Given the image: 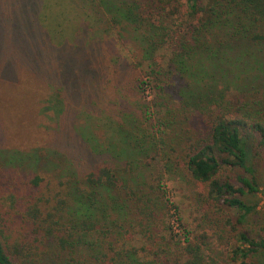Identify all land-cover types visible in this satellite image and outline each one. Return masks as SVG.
<instances>
[{
  "label": "trees",
  "instance_id": "1",
  "mask_svg": "<svg viewBox=\"0 0 264 264\" xmlns=\"http://www.w3.org/2000/svg\"><path fill=\"white\" fill-rule=\"evenodd\" d=\"M97 1L109 28L133 26L147 61L138 88L155 90L135 126L141 165L55 176L41 150L16 156L36 170L22 187L0 177V264H207L215 244L233 264H264V203L251 200L264 197V0ZM103 56L81 50L77 78L90 69L80 79L104 83ZM166 176L194 191L191 230L176 213L184 238L168 222Z\"/></svg>",
  "mask_w": 264,
  "mask_h": 264
},
{
  "label": "rangeland",
  "instance_id": "2",
  "mask_svg": "<svg viewBox=\"0 0 264 264\" xmlns=\"http://www.w3.org/2000/svg\"><path fill=\"white\" fill-rule=\"evenodd\" d=\"M97 2L0 0V159L7 165L0 170V177L5 173L17 176L22 187L36 167L16 156L28 157L40 150L42 162L47 163L43 170L50 169L55 176L77 175L88 161L103 159L113 163L129 159L140 167V155L133 153L138 133L135 126H143L144 107L155 90L149 82L144 95L138 88L137 78L143 77L147 61L141 58L133 26L123 21L112 30L101 22L103 10ZM75 50H79L77 55ZM81 50L104 55L100 57L104 83L97 77L81 80L90 69L80 70L77 78ZM91 59L92 55L87 65ZM56 88L66 95L59 96ZM158 101L163 105L165 99ZM60 104L65 106L63 112L58 111ZM161 104L150 109L153 119L163 114ZM119 122H123L120 127ZM164 185L170 204L178 210L169 212L168 222L178 234L181 229L180 237L184 238L186 228L176 220V213L191 230L194 191L170 176ZM251 200L259 207L264 203L261 193ZM223 248L215 244L216 255L205 250L206 263L233 264L225 258Z\"/></svg>",
  "mask_w": 264,
  "mask_h": 264
},
{
  "label": "built area",
  "instance_id": "3",
  "mask_svg": "<svg viewBox=\"0 0 264 264\" xmlns=\"http://www.w3.org/2000/svg\"><path fill=\"white\" fill-rule=\"evenodd\" d=\"M149 88H150V86H147V87H146V91H145L146 93H147V91L149 90Z\"/></svg>",
  "mask_w": 264,
  "mask_h": 264
}]
</instances>
